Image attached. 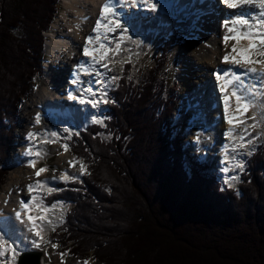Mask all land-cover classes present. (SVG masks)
Returning a JSON list of instances; mask_svg holds the SVG:
<instances>
[{
	"label": "trees",
	"instance_id": "obj_1",
	"mask_svg": "<svg viewBox=\"0 0 264 264\" xmlns=\"http://www.w3.org/2000/svg\"><path fill=\"white\" fill-rule=\"evenodd\" d=\"M59 2L0 0V186ZM166 51L138 75L122 64L103 122L73 135L70 154L87 171L46 195L69 206L49 239L96 264H264V143L238 184L221 188L174 137L179 87L167 81Z\"/></svg>",
	"mask_w": 264,
	"mask_h": 264
},
{
	"label": "bare ground",
	"instance_id": "obj_2",
	"mask_svg": "<svg viewBox=\"0 0 264 264\" xmlns=\"http://www.w3.org/2000/svg\"><path fill=\"white\" fill-rule=\"evenodd\" d=\"M154 0L159 6L155 12L149 10L143 5L138 7L130 6H116V11L120 13V19L125 27L134 28L139 24H143L144 27H149V15L161 17V21L171 22L179 27H185L187 30L194 31L199 25H201V31L197 33V36L202 43L200 53L198 55L190 54L184 55L179 67L178 76L182 80L183 86L186 88L190 81V71H196L195 76L196 81H193L198 86L195 87V92L191 91L192 96L195 100L202 103H208L209 107L204 109V112L208 113L206 127L209 129V125L216 124L215 136L217 138V145L212 151L207 154L208 159H212L211 162L213 169H217L218 166H223L229 168V172L225 173L226 177L236 176L235 164H234V146L235 139L238 134L239 124H234L232 127L233 136H226L225 133L229 131L230 125L224 119V109L222 93L219 90L218 81L214 73L219 72L221 69L233 68L234 71L243 72L245 69L241 66H234L231 64H226L223 62L222 58L226 52H231L233 44H237L238 47H247V40L241 39L240 41L229 40L227 46L224 43L223 37L226 33V29L223 27V22L230 19V16L236 10L228 9L222 1L218 0H203L204 3L208 5V8L202 6L199 10L198 5L202 0ZM105 3V0H61V7H63V14L61 18H57L52 25L51 30L47 39V51L50 52L52 47V62L46 64L47 74H45V82L42 91L33 99L26 107V112L22 115V128L19 133V139L15 140V150L11 158L12 166L10 167V177L9 185L7 186L5 192L6 194L12 190L13 196L10 198L6 207L0 209V226H3L5 220L9 221L10 228L14 229H24L26 228L27 221L21 224L15 218L14 211L20 209L19 201L21 199L27 201L30 198L26 186V182L29 180H24L20 178L22 175L21 169L16 168L17 162H25L27 156L31 159H36L35 169L28 167L27 169L31 174L38 170L39 158L35 155L29 156L26 154V150L31 149L33 153L39 151L34 145L37 137L29 140L27 138V133L29 131L34 133H40V131L45 128L48 129L50 125L48 124L50 117H60L66 118L71 124L75 122L79 115L83 117L89 116L91 109L95 106L88 103L87 101L95 99L96 97H90V92L86 90L91 88L94 89V81L99 79L100 75L97 72L106 75L107 70L101 67L99 64H92L90 57L83 55V48L80 46L85 44V38L91 34V30L96 23L99 16L100 7ZM165 4V5H164ZM168 9V10H167ZM147 11L144 16L146 18H141L139 12ZM193 12V15L191 14ZM134 15H138L139 18L132 19ZM56 19V20H57ZM206 30L208 33L202 32ZM101 33L103 29L99 30ZM120 31V30H119ZM127 34V33H126ZM94 35V33H92ZM119 35V33L117 34ZM231 35V34H229ZM57 42L55 45H51L53 42ZM95 44V42H93ZM93 45H89L91 48ZM114 46V45H113ZM76 56L74 59H79L77 67L72 68L75 64L71 59L74 54ZM253 56L248 57L251 59ZM257 57L255 59H259ZM87 61L86 67H81L82 63ZM103 63V61H102ZM111 63H109L110 67ZM256 67L254 65H249ZM257 73L248 74L247 76H242L245 86L248 88L251 94L253 107L251 109L258 110L257 98L255 93L262 94V88H264V77L260 75V65H257ZM246 67V66H245ZM75 81V83L73 82ZM192 82V81H191ZM193 83V84H194ZM188 88V87H187ZM188 92L190 91L187 90ZM230 95L231 89L227 90ZM66 96L73 99V104H68L64 107L63 102L66 100ZM208 98H214L213 101L208 100ZM195 101V102H197ZM59 105L64 111L58 115H53L50 113L48 105L50 104ZM235 105V98L230 95V104ZM211 108H219L215 112L210 111ZM249 109V111L251 110ZM219 111V113H218ZM221 111V113H220ZM231 112V109H229ZM248 111V112H249ZM37 113L41 114V123L37 124L35 122V116ZM199 113V112H198ZM248 115V114H247ZM205 117V116H204ZM192 123L197 125L201 124L202 116L193 114L191 118ZM51 121V120H50ZM51 124V123H50ZM203 126V125H202ZM246 127V124L243 126ZM201 129V128H200ZM207 134V133H206ZM209 134V133H208ZM240 134V132H239ZM40 152V151H39ZM69 154L67 151L60 155L57 159L56 164L59 166H64L68 163ZM225 161L227 163H225ZM28 164V162H27ZM28 173V172H27ZM26 173V174H27ZM25 174V172H23ZM67 174V173H65ZM47 173H42L38 178L39 180H49ZM27 177V176H26ZM31 182V181H30ZM233 181H230L232 183ZM29 184V183H28ZM35 184V183H34ZM39 188L36 189L34 194L36 195ZM6 195L2 194L0 196V204L5 203ZM33 216H38L42 214L35 207L31 209L30 212ZM0 235L2 230L0 229Z\"/></svg>",
	"mask_w": 264,
	"mask_h": 264
},
{
	"label": "snow or ice",
	"instance_id": "obj_3",
	"mask_svg": "<svg viewBox=\"0 0 264 264\" xmlns=\"http://www.w3.org/2000/svg\"><path fill=\"white\" fill-rule=\"evenodd\" d=\"M222 3L227 6L228 9L236 10L230 16V19L223 22V27L226 29V33L223 37L224 43L227 46L229 40L240 41L241 39L247 40V47H238L237 44H233L231 52H226L222 60L226 64H231L234 66L244 67L243 72L234 71L233 68L221 69L219 72L214 73L216 80L219 82V90L222 93L223 100V109H224V119L230 125L229 131L225 133L226 136H233L232 127L234 124H239L242 127V134L238 136L240 140L239 147L241 149L245 148L246 145H250L258 137L253 136L249 129H255L261 127L260 120H264V103L259 105L261 108L260 116L257 115L246 116L245 114L253 107V101L251 94L248 91V88L245 86L242 76H247L248 74L257 73V68L249 65H260V75L264 77V0H222ZM121 7L127 5L130 7H138L140 5L145 6L149 10L155 12L158 8V4L154 0H105V3L100 7L99 17L96 20V23L93 27L94 35H89L85 38V44L83 47V55L90 57L92 64H99L101 67L105 68L107 71H111L109 68V63H131V57H125L120 61H116L115 57L120 56L122 52L131 51L126 49L123 45L125 41H128L132 44L141 45L142 41L133 40L131 36L126 35L128 33V28L124 26L120 17V13L116 11V6ZM103 29L101 33L99 30ZM119 35L113 36L112 34L117 33ZM231 34V35H229ZM95 42V44L93 43ZM89 45H93L91 48ZM114 45V46H113ZM257 56L261 59H249L250 56ZM103 61V63H102ZM87 61L83 62L81 67H86ZM246 66V67H245ZM123 71V69H121ZM97 75L103 76V73L97 72ZM111 81L119 80V76H111L108 78ZM131 79V77H129ZM75 83V81H73ZM100 83V81H97ZM231 89L230 95L235 98V109L233 112H230V95L227 90ZM87 92H92V89L89 88ZM95 95V93H93ZM106 97V90L101 94ZM71 98V97H70ZM88 103L95 106L99 103V100H89ZM104 102H107L105 99ZM248 120H252L253 123L247 124ZM35 122L37 124L41 123V114L37 113L35 116ZM95 123H102L100 120H96ZM247 124V127H243ZM65 133H69L70 130L65 128L63 129ZM39 133H34L29 131L27 133V138L31 140L34 137H38ZM58 136L57 132L49 133V139L45 140L44 143H56L55 139ZM246 137H251L246 139ZM69 135L65 139H70ZM235 139L236 137L233 136ZM61 147L65 150H69V145L67 143L62 144ZM235 150V149H234ZM26 154L29 156L35 155L39 158L42 154L37 151L32 152L31 149L26 150ZM43 155H47L44 153ZM76 162V158L73 157L70 160L69 166L73 167ZM225 163H227L225 161ZM36 159H30L27 166L35 169ZM235 167L243 169V165L238 163ZM48 170V167H41L35 171L36 177H39L42 173ZM55 171V169H53ZM86 165L81 161L79 174L82 176L86 174ZM224 173L229 172V168L225 167L222 169ZM52 179H56L54 176ZM61 180H74L75 176L69 174H62L60 177ZM238 177L231 176L226 177L224 183L228 187H232L230 181L237 180ZM49 182L46 180H36L35 184L29 183L25 187L28 190L30 198L25 201L21 199L19 201L20 209L14 211L15 218L20 221L21 224L27 221V231L31 233L33 239L29 240V243L32 246L39 248L41 243L50 245L52 249H57L60 245L56 242H53L51 239H46L44 233L47 229L55 232L58 224L53 221L51 217L47 215L48 207L43 204L44 197L41 196L39 201L37 196L34 194L36 189H46L48 194H51L57 189L49 187ZM11 193H9L10 195ZM7 203V201H5ZM35 207L42 214L38 216H33L30 214L31 209ZM55 208V205L52 206ZM62 217L59 218V223H62ZM27 239V237H26ZM7 250L11 251V257L7 255ZM20 254L19 245L16 240L12 238L8 233L0 235V256H3L5 259H15ZM68 252L60 253L61 264H64V257L68 255ZM77 264H80L78 261ZM83 264H89L87 260Z\"/></svg>",
	"mask_w": 264,
	"mask_h": 264
},
{
	"label": "rangeland",
	"instance_id": "obj_4",
	"mask_svg": "<svg viewBox=\"0 0 264 264\" xmlns=\"http://www.w3.org/2000/svg\"><path fill=\"white\" fill-rule=\"evenodd\" d=\"M62 5V4H61ZM61 8V7H60ZM63 9V7H62ZM55 17V21H58V19ZM149 19L152 20V22H157V20L159 19L158 16H152L149 15ZM149 20V21H150ZM56 23V22H55ZM177 24V23H176ZM179 27V25H178ZM182 28L181 32H177L175 30H170V29H165V32H169L170 34V38L168 40L167 45L165 46L167 49V81L169 83V85H172L174 82L178 83L180 86V89H178L177 91V108L178 111L176 112L175 116H174V124L177 128V136L181 137L182 135V143L183 145L186 146L185 151L192 159H198L200 160L202 163H205L207 166L206 172L211 174H218L219 175V179L220 182H222V185H226L227 184L224 183L225 178H226V174L223 172V177H221V173H220V168H224L223 166H218L217 169H213L211 162L212 159H208V155L213 148H215V146L217 145V138L215 136V128H216V124L213 125H209V129H207L206 127V121H207V117L208 113L204 112V109H206L207 107H209V102L207 103H202L200 101H197L193 98L191 91L195 92V87L198 86V84H195L193 81H196V74L194 71H190L191 75L188 79V82L190 81V84H188L186 86V88L183 86L182 84V80H180L179 76H178V71H179V67L181 66V62L183 60V56L190 54V52H192V54H196L198 55L200 53L201 50V46L199 43H202L201 45H203V42L201 41V39L198 38L197 33L201 31V25H199L194 31L191 30H187V28L185 27H179V29ZM203 30V29H202ZM187 32H194L196 37L198 38L199 41H196V37L194 36V34L192 33H187ZM202 32H204L205 34H207L208 32L206 30H203ZM158 38L150 35L148 36L144 43L141 44L139 47L135 44H132L128 41H125L124 43V47L126 49H130L131 51H125L122 52L120 54V56L115 57L116 61H120L125 57H131V61L133 63V73L134 75H138L141 74L143 72V70H145L146 67H149L153 64V57L157 54H159L158 50H160L161 48L157 45L156 39ZM134 40H138L141 41V37L139 35H136ZM256 56L253 55V57L251 59H255ZM261 59V58H259ZM44 63V62H43ZM44 65V64H43ZM256 67H258L257 65H254ZM112 70L109 71V78L111 76H119V71L121 68V63L117 62L114 64H111L110 67ZM45 74H47V70L44 69V71H42V75L40 76V78L37 79L36 83H37V89L33 90L32 96L31 98L27 99V101H25V103L23 104L19 115L17 116V121H18V125L17 128L14 129L13 131V137L11 143H10V151L8 154V158L6 160V166H5V170H6V179H5V183H3L0 186V192H5L7 186L9 185V177H10V167L12 166L11 163V158L13 156L14 150L16 145L15 140L19 139V133L21 131L22 128V115L26 112V107L33 99H36V96H38V94L42 91V88L44 87V80H45ZM192 81V82H191ZM194 83V84H193ZM113 84V81L108 79V82L106 83L104 92L106 90V88L108 87V89L110 88V86ZM196 85V86H195ZM195 86V87H194ZM188 87V88H187ZM190 91L188 92L187 90ZM255 96L257 98V101H260V105L262 103H264V90L262 91V94L255 93ZM261 99H263V101L261 102ZM208 100L213 101L214 98H208ZM99 101L102 102V100L99 99ZM197 101V102H195ZM101 102H99V104H97L95 107H93L91 109V113L89 116L92 119L95 118V114H96V120H100L102 121L103 119V115L102 113L104 112V108L101 105ZM197 103L201 104L200 110L197 111L198 109L194 110L192 107L194 105H197ZM258 104V110L256 111V109H251L249 112H247L245 115L246 116H252L254 114H258L260 116L261 113V108L259 107V102H257ZM191 105V106H190ZM176 108V109H177ZM190 108L192 110H190ZM217 109L219 108H211L210 107V111L215 112ZM231 112L234 111L235 109V105H233V103H231ZM199 112V113H198ZM219 113V111H218ZM221 113V111H220ZM174 114V112H173ZM173 114L171 115V119L173 118ZM193 114H197L202 116V120L200 121L201 124L197 125L195 123H192L193 120L190 119L191 116ZM248 114V115H247ZM257 115V117H259ZM205 116V117H204ZM85 117V118H87ZM95 120V121H96ZM95 121H82L79 125V127L84 128L86 126L87 123L89 122H95ZM250 121V120H248ZM247 121V123H248ZM49 122L48 124L51 126H53V130L51 132H57L58 136L55 138L57 140L56 143H37V145H34L37 147V149L40 151V153L42 154L39 158V162H38V166L40 161L42 160L41 164H40V168L41 167H48V170L45 171L47 173V177H49V179L52 181L51 184L55 181H60V178L53 179L54 177L52 175L55 174H61L63 169L64 174H70L71 176H80L79 174V168H80V162L77 163V161L75 162L73 167L69 166V163H67L64 166H59L56 164L57 159L60 158V155L65 153V151L62 153V151L64 150L61 145L65 144V141H67L68 139H65L66 135H64V131L63 129L67 128L68 126L66 124L64 125H60V124H52V122L49 120L47 121ZM261 124V127H257L253 130H249L253 136H257L258 138L253 141L252 144L250 145H246L245 148L240 149L239 144H240V140L238 139V136L240 134H242V127L239 125L238 126V134L236 135L235 138V146H234V164L236 165V163H239L241 161L242 156L243 157H247L248 155H250V152L253 150L254 147H256V144H259L261 142H264V120H260L259 121ZM51 123V124H50ZM192 125V126H191ZM203 125V126H202ZM210 126H213V130ZM195 127V128H194ZM247 127V124H246ZM79 128V130H80ZM201 128V129H200ZM72 132V128L70 129V132ZM207 133V134H206ZM209 133V134H208ZM71 135V134H69ZM200 136V140H204L203 142H198V136ZM204 137H206V139H204ZM251 137H248L247 139H250ZM49 139V137H48ZM37 140V139H36ZM57 144V145H56ZM53 145V146H52ZM184 146V147H185ZM44 153H47V155H43ZM243 154V155H242ZM31 158L27 156V160L25 162H17V166L16 168L21 169V176L20 178H24V180H29L26 182V185L28 183H35L34 180L37 179L39 180L38 177H36L35 172H33L31 174V172L28 171L27 169V162L30 160ZM72 160V158H68V162ZM205 160V161H204ZM237 160V161H236ZM243 161V160H242ZM53 169H55V171H53ZM241 169L240 168H236L235 167V171H236V177H238V173ZM23 172H25V174H23ZM28 172V173H27ZM52 172V173H50ZM27 173V174H26ZM27 176V177H26ZM31 181V182H30ZM69 181V180H68ZM238 179L234 180L231 184L236 185L238 183ZM50 184L49 187H52V185ZM53 188V187H52ZM13 190V189H12ZM12 190H8L10 191L9 193H11L9 195V193H4L6 194V199L5 201H7V203H4L3 205L0 204V209L1 207L4 208L7 206L10 198L13 196ZM42 192H47L46 190H42ZM2 194H0L1 196ZM68 205H63L62 203H57L55 204V208L51 207L48 208V213L47 215L49 217H51L53 219L54 222H56L58 224V226L61 225V223H59V218L62 217V220L64 221L66 217V214L68 213ZM1 213V212H0ZM57 226V227H58ZM28 227V226H27ZM26 227V228H27ZM26 228L24 229H14L17 231H11L8 234L12 236V238L14 240H16L17 244L19 245V249H20V253L23 252H29V251H35L36 253L40 254V264H61V257H60V253L63 252L62 247L60 246L57 249H52L50 245L47 244H42L41 247L36 248L33 247L31 243H29V240L33 239L34 237L31 236V233H29ZM52 231L51 229H47L46 232L44 233V235H48L50 234ZM7 233L6 229L2 230V234ZM27 237V239H26ZM9 257H11V255L9 254ZM19 257V256H17ZM17 257L13 260V259H3L2 261H0V264H16L17 262ZM9 261V262H7ZM64 264H77L76 261H74L72 258H70L68 255H66L64 257ZM82 264V263H80Z\"/></svg>",
	"mask_w": 264,
	"mask_h": 264
},
{
	"label": "water",
	"instance_id": "obj_5",
	"mask_svg": "<svg viewBox=\"0 0 264 264\" xmlns=\"http://www.w3.org/2000/svg\"><path fill=\"white\" fill-rule=\"evenodd\" d=\"M17 264H40V254L36 252H25L18 257Z\"/></svg>",
	"mask_w": 264,
	"mask_h": 264
}]
</instances>
